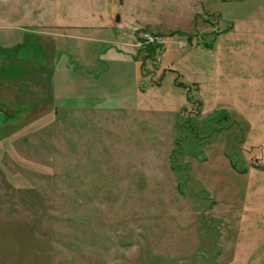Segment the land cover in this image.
<instances>
[{
	"label": "rangeland",
	"instance_id": "obj_1",
	"mask_svg": "<svg viewBox=\"0 0 264 264\" xmlns=\"http://www.w3.org/2000/svg\"><path fill=\"white\" fill-rule=\"evenodd\" d=\"M24 262L264 264V0H0V264Z\"/></svg>",
	"mask_w": 264,
	"mask_h": 264
},
{
	"label": "built area",
	"instance_id": "obj_2",
	"mask_svg": "<svg viewBox=\"0 0 264 264\" xmlns=\"http://www.w3.org/2000/svg\"><path fill=\"white\" fill-rule=\"evenodd\" d=\"M141 34L139 36L142 37V40L146 44H154V43L159 44V43H165L166 42V40H164L165 38L163 36H161L160 34L153 33L151 31L143 32V35H141ZM180 46H183V44H180Z\"/></svg>",
	"mask_w": 264,
	"mask_h": 264
},
{
	"label": "trees",
	"instance_id": "obj_3",
	"mask_svg": "<svg viewBox=\"0 0 264 264\" xmlns=\"http://www.w3.org/2000/svg\"><path fill=\"white\" fill-rule=\"evenodd\" d=\"M176 32H177V31H176ZM178 32H179V31H178ZM147 48H148V50H150V51L152 52L151 55H154L155 52H156V49H157V45H155V44H151V45H149Z\"/></svg>",
	"mask_w": 264,
	"mask_h": 264
},
{
	"label": "crops",
	"instance_id": "obj_4",
	"mask_svg": "<svg viewBox=\"0 0 264 264\" xmlns=\"http://www.w3.org/2000/svg\"><path fill=\"white\" fill-rule=\"evenodd\" d=\"M2 264H4V263H2ZM9 264H15V263H9ZM23 264H27L26 262H24Z\"/></svg>",
	"mask_w": 264,
	"mask_h": 264
}]
</instances>
